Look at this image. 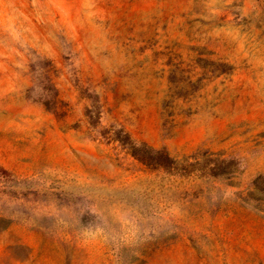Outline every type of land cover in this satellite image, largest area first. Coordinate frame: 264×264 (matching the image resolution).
Wrapping results in <instances>:
<instances>
[{"label":"rangeland","instance_id":"374dc122","mask_svg":"<svg viewBox=\"0 0 264 264\" xmlns=\"http://www.w3.org/2000/svg\"><path fill=\"white\" fill-rule=\"evenodd\" d=\"M262 174L264 0H0V264H264Z\"/></svg>","mask_w":264,"mask_h":264},{"label":"trees","instance_id":"16d2710c","mask_svg":"<svg viewBox=\"0 0 264 264\" xmlns=\"http://www.w3.org/2000/svg\"><path fill=\"white\" fill-rule=\"evenodd\" d=\"M148 151H144L143 155H140L139 161L147 165ZM146 158V159H145ZM149 160V159H148ZM247 199L254 200L258 203L264 204V174L258 175L251 183V191L247 194Z\"/></svg>","mask_w":264,"mask_h":264}]
</instances>
